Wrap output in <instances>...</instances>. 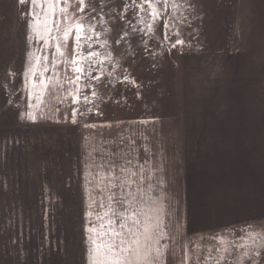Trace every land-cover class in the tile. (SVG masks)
I'll return each mask as SVG.
<instances>
[{
	"label": "rangeland",
	"instance_id": "374dc122",
	"mask_svg": "<svg viewBox=\"0 0 264 264\" xmlns=\"http://www.w3.org/2000/svg\"><path fill=\"white\" fill-rule=\"evenodd\" d=\"M29 6L28 3L21 6L19 0H0V174L52 173L75 177L76 159L81 157L78 173L85 186V173L93 161L96 164L112 161L117 166L129 167L125 164L128 158L133 165L145 164L154 182L163 180L165 187L172 186L179 177L173 173V165L177 153L181 152V135L176 131L180 121L187 126H215L226 120L234 127L238 123L246 127L248 120L254 125L256 121L264 125V0H184L179 8L170 3L155 34L147 33L151 18L147 10L142 12L134 5V0H83V12L80 11L81 0H69L64 5L69 18H82L85 25H96L100 34L94 41V50L99 55L91 73V77L100 78H85L90 88L80 92L81 99L75 104L67 96L68 91H74V85L66 79L74 74L70 66L62 63L73 55L74 34L64 43L62 33L53 28L51 36L57 39H50L45 45L28 29L30 17L26 18L25 14ZM164 20L170 25L167 30ZM166 32L168 39H164ZM176 33L184 45L173 48ZM29 34L33 35V41L27 40ZM58 43L62 45L63 56L55 51ZM29 52L41 58L40 65L48 64V71L41 76L42 67L38 68L32 80L36 83L45 79L52 85L48 90L32 89L30 83L26 84L24 73L35 63V60L29 61ZM101 59L103 64L99 63ZM125 76L130 79L125 80ZM85 95L90 102L82 99ZM73 109L77 113L75 124ZM30 111L37 117L35 124L27 121ZM21 115L25 119L21 120ZM152 126L157 129L158 144L150 139ZM163 126L166 127L164 132L158 130ZM151 143L154 147L150 153L142 151L149 149ZM260 148L252 162L255 171L264 170L263 142ZM159 152H164L162 164L152 155ZM21 153L27 154L28 166L16 164L17 155ZM117 175H124L119 167ZM83 191L85 197L80 202L81 206L84 202V213L78 215L70 210L71 213L61 217L54 214L50 220L62 222L66 229V223L73 224L74 228L78 221L84 223L82 232L88 264L86 228L92 226L96 218L89 220L87 213L98 209L96 204L89 208V194L85 187ZM166 194L162 198L164 205L167 208L172 205L174 213L168 214L165 222L169 228H176L180 224L176 207L179 199ZM92 197H97L96 191H92ZM180 206H183L182 198ZM259 225H264V220L256 226L249 225L250 228L221 234L239 237L245 229L259 232ZM213 236L191 240V247L196 249L199 244L207 256L206 249L215 247L210 239ZM165 243L170 250L163 264H183L179 261L181 256L172 252V240ZM261 243L264 242L257 241L256 249L264 252ZM246 251L250 249H234L228 259L233 264L237 259H242L243 264H252L253 259L257 264H264V257H244ZM215 256L213 253V260L208 264H215ZM195 261L194 253L193 264ZM200 264L205 261L201 259Z\"/></svg>",
	"mask_w": 264,
	"mask_h": 264
},
{
	"label": "crops",
	"instance_id": "0c3cea01",
	"mask_svg": "<svg viewBox=\"0 0 264 264\" xmlns=\"http://www.w3.org/2000/svg\"><path fill=\"white\" fill-rule=\"evenodd\" d=\"M181 123L176 126L181 135V152L173 165V173L179 177L166 187L163 180H152L153 190L148 194L164 198L167 192L179 199L176 207L180 224L168 227L167 231L174 239L172 252L181 256L179 261L183 263L185 241L250 228L249 225L256 226L264 220V170L255 171L252 166L260 143H264V125L259 121L254 125L251 120L245 125L248 128L239 123L237 127L230 126L227 120L215 126ZM154 126L150 139L158 144L160 139ZM165 128L158 130L164 132ZM153 147L151 143L147 152ZM152 155L160 164L164 163V152ZM76 160L75 177L52 173L0 174V264H86L84 223L78 221L75 228L66 223V229L62 222L50 220L52 215L61 217L70 210L78 215L84 213L80 199L85 197V186L78 173L83 160ZM28 161L26 153L17 155L19 166H28ZM169 207L168 214L173 215V206Z\"/></svg>",
	"mask_w": 264,
	"mask_h": 264
},
{
	"label": "snow or ice",
	"instance_id": "6c2138e0",
	"mask_svg": "<svg viewBox=\"0 0 264 264\" xmlns=\"http://www.w3.org/2000/svg\"><path fill=\"white\" fill-rule=\"evenodd\" d=\"M69 0H19L21 6L28 3L29 10L25 14L27 19L28 29L34 33L35 37L42 40L45 45L49 44V40H56L57 37L51 36L53 28L63 35L64 43H67L69 38L74 34L75 47L70 60H63L66 66H70L74 76H66L67 82L74 85V91H68L67 96L72 98V103H78L81 99L80 92L90 88L88 83H85L86 77H91L93 69L96 67V59L98 53L94 50V41L99 39L100 34L96 31V25H85L81 19H70L68 16V8L65 7ZM184 0H134V5L140 11L147 10L151 18V22L147 24V33L155 34L158 22L169 11V4L174 8L181 7ZM83 0H81L80 11L83 12ZM146 6V8H145ZM59 8V12L57 9ZM51 17V18H50ZM164 29L170 28L167 20L163 21ZM144 29H141L143 32ZM175 43L184 45V41L179 39V34L176 33ZM28 41H33V35H27ZM164 39H168L167 32ZM119 42V41H118ZM61 44H56L55 51L61 52ZM103 47V45H100ZM79 49V51H77ZM29 61L35 60L27 71L24 73L26 84L30 83L32 89L48 90L52 85L46 83L45 79H39L33 83L32 80L37 76V69L42 67L40 75L48 71V64L40 65V57H35L33 53H28ZM46 60L47 57H44ZM104 59H110L105 57ZM104 60L99 61L103 64ZM53 68L56 67L53 61ZM99 79V76L91 77ZM125 80L130 78L125 76ZM133 84L135 82L133 81ZM92 95L96 93L92 91ZM32 92H29L31 99ZM40 99L39 91H37V100ZM82 99L87 103V95ZM31 107V104L29 105ZM76 110L72 112V122L76 123ZM21 120L25 119L21 115ZM27 121L29 123H37V117L33 112L27 113ZM141 123H145L141 121ZM92 127L91 125H85ZM147 151V149H145ZM146 163V162H145ZM129 167L123 165L117 166L114 162H101L96 164L93 161L88 165V170L85 173V191L89 194L91 203L97 205L96 211H89L87 217L89 220L93 216L96 222L92 226L86 228L87 232V260L88 264H163L169 245L163 243L166 240L172 239L171 234L167 231L168 225L165 218L168 215L169 209L164 206V202L158 195H149L153 190V175L150 169L145 167V164H132V160H126ZM119 172L124 173L123 176L117 175ZM92 169H95L93 172ZM92 191H96L97 197H92ZM259 232L254 230H242L239 237H232L230 234H218L210 239L214 242L215 247L206 249L208 255L204 256L205 249L199 244L196 249L191 247L193 242L185 241L183 248V264H193V254L195 253V264H200L203 259L205 264L213 260L215 256V264H233L228 257L232 251L248 248L250 252L243 253L244 257L260 258L264 257V252L256 249L257 241L264 242V225L258 226ZM248 240L252 243L248 244ZM239 241V243L237 242ZM264 248V243H261ZM235 264H243L242 259H237ZM252 264H257L256 259L252 260Z\"/></svg>",
	"mask_w": 264,
	"mask_h": 264
}]
</instances>
